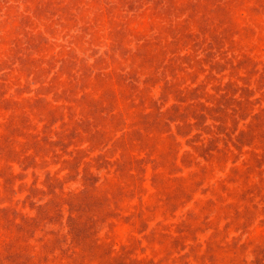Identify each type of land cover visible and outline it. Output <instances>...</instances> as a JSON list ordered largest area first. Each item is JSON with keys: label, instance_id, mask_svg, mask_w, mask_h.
Instances as JSON below:
<instances>
[{"label": "rangeland", "instance_id": "obj_1", "mask_svg": "<svg viewBox=\"0 0 264 264\" xmlns=\"http://www.w3.org/2000/svg\"><path fill=\"white\" fill-rule=\"evenodd\" d=\"M0 264H264V0H0Z\"/></svg>", "mask_w": 264, "mask_h": 264}]
</instances>
